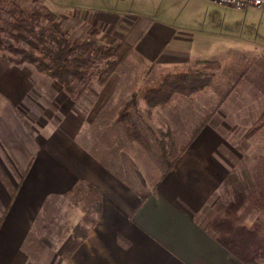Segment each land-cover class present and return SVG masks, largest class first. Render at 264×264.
<instances>
[{
	"label": "crops",
	"instance_id": "crops-1",
	"mask_svg": "<svg viewBox=\"0 0 264 264\" xmlns=\"http://www.w3.org/2000/svg\"><path fill=\"white\" fill-rule=\"evenodd\" d=\"M206 1L209 4L202 7L206 8L208 27L215 24L228 41L236 12L247 15L252 9L237 10ZM85 4L79 3L85 17L101 20L104 29L98 31L104 43L125 41L132 46L126 61L105 82L95 81L99 102L86 123L102 121L103 132H108L107 136L94 134L93 146L81 139L86 118L82 111H75L76 100L65 88L57 103L62 111L57 123L41 136L24 132L14 114H9L6 99L15 113L16 101L32 93L22 91L27 83L20 76L12 90L5 62H0V96L5 98L0 109V264H244L212 232L213 220L221 210L216 173L223 168L217 166L216 144L196 137L197 142L188 145L171 170L162 173L150 190H141L110 164L113 143L118 141L115 135L111 139V132L122 126L124 133L132 127L136 122L131 119L133 114L128 120L120 119L122 106L112 110L114 117L106 119L103 107V99L122 91L119 70L130 57H136L144 68L169 70V74L183 71L201 61H218L213 53L221 50L219 41L224 35L204 34L191 25L162 20L156 13ZM237 25L239 28V22ZM9 164H17V172L10 171ZM81 182L96 187L98 195L91 203L95 201L97 214L86 225L85 210L80 208L78 221L71 225H86L89 232L67 257L64 251L73 236L62 240L66 245L58 252L56 234L42 238L38 228L54 198L69 197ZM143 194L148 196L143 199ZM29 238L45 243L36 263L25 248Z\"/></svg>",
	"mask_w": 264,
	"mask_h": 264
},
{
	"label": "rangeland",
	"instance_id": "rangeland-1",
	"mask_svg": "<svg viewBox=\"0 0 264 264\" xmlns=\"http://www.w3.org/2000/svg\"><path fill=\"white\" fill-rule=\"evenodd\" d=\"M62 1L65 2L64 6L61 0H0V16L3 25L8 27L11 22L10 11L16 4L31 10L39 9L43 13L46 12L43 7L45 5L51 10V17L40 19V25L35 30H62L71 40L81 38L92 42H103L98 31L104 29L101 20L86 18L83 9L80 8L79 3H88L92 7L106 5L115 10L121 8L131 9L137 13L140 11L156 13L162 20L191 25L204 34L212 32V34H220V37L223 34L215 24L211 25L213 27L211 29L208 27L206 8L202 7L203 3H208L206 0ZM243 12H236V16L234 15L236 20L230 23L228 28L230 40H226L228 36L223 34L224 39L221 38L219 41L221 50L213 53L218 57L220 67L207 69L195 64L183 71L170 73H185L191 69L201 70V80H204V83L208 81V84L197 90L188 89L181 84L182 87L178 91H169L160 95L166 100L165 104L150 107L145 89L150 85L161 84L163 77L169 74V70L144 68L136 57H128L129 62L120 67L123 89L115 97L103 99L105 116L106 119L114 117V114H111L112 110L121 108L135 96L137 107L131 109L130 113L133 114L132 121L137 122L140 130L132 132L129 130L131 127L128 126V129L122 133L120 126L111 132V139L115 135L118 141L113 143V163L110 164L113 168H118L122 175L141 190H150L155 185L160 175L167 170L176 152L178 153L189 142L197 128L205 124L196 137L206 143L216 144L213 148L214 154L220 159L217 166L220 167V164L223 166L221 172L216 173L218 202L221 208L218 215L224 212L230 202L243 207L252 194L256 193L261 198L264 196V127L252 136L246 135L264 111V7H252L247 15ZM237 22L240 24L239 28ZM227 46L230 48L228 52ZM13 55L8 50L0 51V62H5L6 77L11 80V89H14L15 78L20 76L22 81L27 83L25 88L21 87L22 91L28 90L33 96L27 93L28 95L16 101L15 113L13 106L9 105L10 99H6L9 102L7 105L11 112L9 114H14L27 134L32 137L44 135L47 133L46 129L55 125L62 116L57 103L60 101L61 92L65 89L51 76L38 73L31 63L27 61L17 63L19 57ZM9 57H14L16 61H11ZM94 61L91 75L78 84L80 94L74 98L76 100L74 109L77 110L76 112L82 111L86 118L85 125L88 124L87 119L99 102L100 89L95 81L98 80L101 63L98 58ZM16 91L19 92L18 89ZM4 101L5 98L0 96V109ZM119 117L128 120L125 116L119 115ZM100 122L84 126L86 129L81 132V139L87 146L95 144L94 134L106 135L108 132H103ZM99 127L102 128L100 131ZM196 140L195 138L193 141ZM9 167L13 173L17 172V164H9ZM83 194L84 192L71 193L69 197L54 198L43 213L38 235L49 238V234H56L60 242L55 243L54 247L58 252L66 245L62 240L69 234L72 236L75 234L76 226L73 227L71 222L74 220L77 222L79 219L85 200ZM89 208L90 215L86 225H90L91 220L96 217L95 201L89 205ZM257 218L264 222V212L250 213L248 223ZM78 233L80 239L84 230H79ZM44 245V242L29 238L25 248L31 254L33 263L38 262L37 255Z\"/></svg>",
	"mask_w": 264,
	"mask_h": 264
},
{
	"label": "trees",
	"instance_id": "trees-1",
	"mask_svg": "<svg viewBox=\"0 0 264 264\" xmlns=\"http://www.w3.org/2000/svg\"><path fill=\"white\" fill-rule=\"evenodd\" d=\"M46 12L39 9H27L19 4L10 11L11 22L8 27L3 25L0 16V51L8 50L15 57H19L17 63L27 61L34 65L36 71L56 79L71 95L77 98L80 94L78 84L85 81L92 71L94 59L100 61L98 81L104 82L117 69L118 65L126 59L132 51V46L125 41L116 45H108L103 42H92L81 38L70 39L62 30H35L40 25V19L50 18L51 10L43 6ZM1 10V8H0ZM11 61L15 58L9 57ZM198 65L214 69L220 67L219 61H201ZM202 71L191 69L185 73L168 74L163 77L161 84L150 85L145 89L146 99L150 107L157 104H165L166 100L160 97L169 91H178L182 86L191 90H197L208 84L201 80ZM182 84V86H180ZM168 98V97H167ZM137 99L133 96L123 107L122 116L131 117V109H136ZM202 124L195 130L189 142L173 156L166 171L173 168L174 164L185 151L188 145L203 129ZM264 127V111L248 130V137L254 135ZM140 130L137 122L129 129ZM165 171V172H166ZM84 192V206L86 220L89 219L90 208L94 195H98L96 187L89 183L77 184L71 193ZM148 195L143 194V199ZM263 199V200H261ZM264 196L252 194L243 207L230 202L224 212L217 215L212 224L213 236L226 247L235 257L244 264H263L264 261V222L257 218L248 223L250 213L264 212ZM263 205H262V204ZM79 230H84L81 238L88 235L89 228L82 224L75 227L73 240L69 244L65 256L69 257L80 244Z\"/></svg>",
	"mask_w": 264,
	"mask_h": 264
},
{
	"label": "built area",
	"instance_id": "built-area-1",
	"mask_svg": "<svg viewBox=\"0 0 264 264\" xmlns=\"http://www.w3.org/2000/svg\"><path fill=\"white\" fill-rule=\"evenodd\" d=\"M221 6H228L237 10H246L251 7L260 8L264 6V0H210Z\"/></svg>",
	"mask_w": 264,
	"mask_h": 264
}]
</instances>
